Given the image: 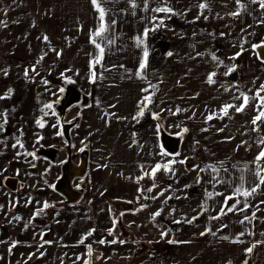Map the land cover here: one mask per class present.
Here are the masks:
<instances>
[{
	"label": "crops",
	"instance_id": "crops-1",
	"mask_svg": "<svg viewBox=\"0 0 264 264\" xmlns=\"http://www.w3.org/2000/svg\"><path fill=\"white\" fill-rule=\"evenodd\" d=\"M132 2L137 5L135 9ZM98 3L105 10L107 31L95 38L104 48L103 58L100 64L90 67L99 54L91 42L92 33L101 23L91 0H0V20L7 25H0V76L8 79H0V179L6 175L21 181L15 191L0 185V264L5 257L6 264H93L88 244H93L92 251L98 241L113 240L109 234L113 219L104 200L113 201L114 208L136 206V212L124 215V222L137 229L147 242L158 244L160 253L155 264H264V184L248 197L236 192L241 185L242 190L250 191L259 184L255 157L264 148L260 143L264 122L253 125L244 117L253 113L257 116L264 110L257 97L258 92L264 97L260 90L264 61L260 62L252 50L256 39L243 41L247 34L241 23L235 22L232 30L241 37L230 39V30L212 32L218 26L207 22L242 20L247 4L250 16L246 18L254 25L264 10L259 0H147V9L145 0ZM200 3H206L207 8L200 9ZM165 6L173 12L153 11ZM234 12L239 15H232ZM168 18L176 20L174 27L163 30V25H158ZM146 28L151 30L144 37ZM164 32L170 35L172 44L168 50L163 45V55L151 65L149 42L153 35L159 33L161 38ZM249 33L254 34L253 27ZM6 36H12L11 43ZM137 37L144 40L140 46ZM145 48L148 57L141 79L136 72ZM41 56L43 59L37 63ZM10 67L50 68L53 76L75 82L86 98L84 106L72 111L79 118L73 140L90 148L84 195L77 203L62 204L61 197L52 191L58 169L36 154L35 158L26 155L43 147L59 150L64 145L60 135L51 138L52 124L59 125L52 112L45 109L47 116L41 112L53 90L45 93L34 84L39 91H30L15 79L18 68ZM211 73H215L213 84L207 82ZM150 80L154 88L147 85ZM138 84L153 90L146 93L139 86L134 91ZM150 93H154L152 103L139 121L134 119L138 104ZM241 94L249 97L248 105L242 112L229 108V115L224 116L221 110L225 105L243 103ZM97 99H103L101 104L122 122L95 123L98 127L94 128L91 120L98 116ZM115 105L120 106L118 110H127V115L113 112ZM177 108L181 111L176 112ZM152 111L161 117L166 135L180 139L179 149L184 147L181 155L168 154L156 141L149 145L148 141L154 139L148 134L144 138L148 129L144 119ZM81 113L84 115L80 118ZM209 116L213 118L207 119ZM41 117L45 120L43 128L35 126ZM185 128L187 132H183ZM94 130H103V138L92 139ZM17 139L24 147L12 151ZM170 162L171 171H164L163 166ZM157 164L161 170L152 177L151 170ZM260 164L264 168V161ZM195 187L197 191L191 192ZM232 198L231 206L235 208L228 211L225 205ZM45 203L49 205L46 209ZM40 209L43 211L35 215ZM157 212L160 215L153 219ZM17 216L19 220L14 219ZM162 218L171 227L164 225ZM13 243L15 247H11ZM33 243L34 249L30 247ZM248 248L252 251L247 252ZM86 254L88 260L84 259Z\"/></svg>",
	"mask_w": 264,
	"mask_h": 264
},
{
	"label": "rangeland",
	"instance_id": "rangeland-1",
	"mask_svg": "<svg viewBox=\"0 0 264 264\" xmlns=\"http://www.w3.org/2000/svg\"><path fill=\"white\" fill-rule=\"evenodd\" d=\"M249 10L250 9L248 8V5L247 4H244L243 11L246 13V15H244V17H243L242 20H234V19L233 20H225V19H215L214 20V19H209V20H207V22H208V24H211L210 26H213V27L218 26V28L211 29L212 32H219V31H224V30H230V33H229V38L230 39H234V38L235 39H239L241 37V34H234L233 31H232L234 29L235 22H236V24H238V23L240 24L241 23L242 26H243L242 31L247 34V36H244L245 37V40H243L244 42H248V39L250 40L252 38V40L253 39H256V40H253V42H254L253 45H261V44H264V10H263V12H260L259 13L258 18L254 21V25H252V21L249 18H246V16H250ZM220 17L223 18L222 15ZM175 22H176V20H174L172 18L165 19L163 21V27H164L163 30H165L166 27L167 28L168 27H174L172 25ZM251 27H253L254 34H250V33L248 34V31L250 32ZM254 27L256 28L255 30H254ZM166 32H164L163 34H161V36H162L161 38L159 36V33L156 34V35H153L152 38H151V41L149 42V45H150V48H149V50H150L149 53L150 54L149 55H151V58H150V64L151 65L154 64V61L156 59H158L160 56L163 55V53H162V49L163 48L161 46L162 43L164 45L165 44L167 45V47H166L167 50L170 49V46H171L172 43H171V40L168 39V38H170V35L166 34ZM6 38H8L9 39V43H11L12 36H10V37L9 36H6ZM220 43H222L221 39H220ZM254 49L255 48L252 46V50L253 51H254ZM6 53L7 52L5 51L4 52V55ZM254 53L256 54L255 51H254ZM256 57H257V55H256ZM4 59L8 60L9 59V56L4 57ZM18 59H22V58H18ZM259 61L260 62H263L261 60H259ZM10 68H13V69L14 68H18V71H17L18 75L16 76V74H17L16 72H13L12 75L16 76L15 79H18L22 84L24 83L23 85H25L27 88H29L30 91H33V90L39 91V89L42 88V89H44V92L45 93H48V92H51V90H53V92L49 96V98H46V100L50 99V101H52V102L56 98V96L59 94V91H60L59 86L62 85V84H64V83H66L69 80L68 78H65V77L62 78V77L53 76L52 74H55V73L54 72H52V73L49 72V69L50 68H48V69H46L44 67H36V68L10 67ZM31 69H35L34 74H31ZM7 70H8V68H7ZM26 70L28 71V75L27 76H25V71ZM44 70H47V71L44 72ZM32 73H33V71H32ZM261 75H264V68H263V73H261ZM0 79H2V80H8L7 77H4V76H0ZM45 81L47 83H45ZM34 84L35 85H38L39 89ZM70 84H72V83H70ZM96 85H99L100 87H103L102 84H98L97 83ZM147 85L148 86H153L152 80H150ZM67 86H69V85H67ZM139 86H142L141 87V91H142V89H144L143 85L138 84L137 89L134 88V91L138 90V87ZM72 87H73V89H71V90H73L74 92L77 93V90L79 91V89L77 88L78 86L76 87V85L72 84ZM74 87H76L77 90L74 89ZM63 90H64V88H63ZM115 90H117V89H115ZM151 90H153V88ZM151 90H149V91H151ZM79 96H80V102L81 103H79L76 107H82L86 103V98H85L84 94H81ZM114 99L117 100V101H119L117 99V97H114ZM46 100L44 102H46ZM100 100H101V102H100ZM100 100H98V99L96 100L97 103H100L98 105V109H96V112L98 114L97 119L96 120H93V121L91 120V123L93 125L95 123H97V125H101L103 123L104 124L105 123L110 124V123H112V122H114L116 120H117V122H122V120H120L119 118H117V116L113 115V113L109 110V107L107 105L101 104V103L104 102V100L103 99H100ZM20 102L21 101H19V103ZM42 102L43 101H41V103ZM94 106H95V104H94ZM118 107H120V106H117V105L113 106L112 107V111L119 113V115L120 114L121 115L122 114L127 115V114H125V112L127 110H124L123 108H120V110H118ZM153 114H154L153 111L150 112L146 116V118L144 119V121H145L144 123L147 124L146 127L148 128L147 129V132H146V135L144 136V138L148 134L151 138L154 139V140L148 141V144L149 145L151 144V142H153V143H155V141L158 142L159 133H158V129H157V127L155 125L158 123L159 126H161L162 128L164 127L163 126V123H162V121L160 119L161 117L160 118L159 117L157 118V120H156L157 122H155V121H149L148 120V116H153ZM30 115L31 114H29V116ZM82 115H84V114L81 113L80 118H81ZM60 117L62 119H64V120L72 119L73 117H76L77 118V116H75L72 111H70L68 114H66L65 115V118H64V114H61ZM254 117H256V113L249 114V115H245L244 121H246L247 119L248 120H253ZM139 119H140V117H138L136 120L139 121ZM78 120H79V118H77V119H75V121H73V122H75V124L69 130L70 140H73L74 139V136L73 135L75 134V132H77V130H75V128H77V126L79 124ZM82 121H83V118H82L81 122ZM164 122L166 124L170 125V122L169 121L164 120ZM71 123L72 122L65 123L62 120V124H64V125L65 124H71ZM84 123H85V120H84ZM97 125H94L93 127L94 128H97L98 127ZM35 126L38 127V125L36 124V122H35ZM57 126L58 125H56V127H53V124H52V127L49 129L50 130V133H51L50 134L51 135V138H53L57 134V132H58V129H57L58 127ZM72 130H74V131H72ZM60 132H61V127H60ZM11 133L12 132L9 131V134L8 135H11ZM100 133L102 135H100ZM103 133H104L103 130H94V132L92 133L93 134L92 139H96L98 137L103 138ZM110 135H112V132L110 133ZM76 136H78V134ZM60 137H61L62 141H65L63 139L62 135ZM95 141L96 140H94L93 142H95ZM183 144L185 145V140L183 141ZM149 145L147 146L148 147L147 148L148 150H149V147H150ZM7 148L9 149V147H7ZM183 148H184L183 146L180 147L178 153H176L175 155H181L183 153L182 152L183 151ZM11 149H12V151L14 150V148H11ZM142 150H143V148H142ZM131 152H132L131 157H133V150ZM151 152L152 151L149 150V153H151ZM5 154H7V153H5ZM62 155H63V151L62 150H58V158L56 160V163L52 164V168L53 169H56V170L58 169V167H59L58 166V163H60V161L62 160V158H61ZM3 157H7V156L3 155ZM151 158H154V157H151ZM47 162L50 163L49 161H47ZM8 175H13V174L12 173H8ZM5 176H3V177H5ZM1 179H0V185L3 186V187H5V185L3 184V182H2ZM78 184H79V189H82V187H83L82 186V180L78 181ZM191 187H193V186H191ZM195 188H196V190H195ZM195 188H192V191L191 192L197 191L198 188L197 187H195ZM52 191H54V190L52 189ZM104 203H107V205H108V211H109V214H110L109 217H112V219H113V221H112V224L113 225L111 227L112 229H110L111 230L110 236L116 242L115 243H111V242H108L107 243L106 242L105 244L98 243L96 249L91 251L90 263L93 262V264H146L145 261L148 260L149 261L148 264H155L156 263V261H155L156 260V255H157V253L158 254L160 253V249L158 248V244L157 243L147 242V240L145 239V237L143 235H141L140 232L137 229H135L132 226L126 225L125 222H124L125 221L124 218H123L124 215L126 213H130V212L131 213H134V212H136V210H137L136 206L135 205H133L131 207H129V206H127V207H118L117 206V208H114L113 207V204H112L113 201L106 200V202H105V200H104ZM115 203H116L115 205H118L117 202H115ZM118 217H120V224H121L120 229H119V226H117V223H116V220L118 219ZM161 222L164 225H170L169 224V221L166 220V219H163L162 218L161 219ZM183 223H184V230H185L187 228V222L184 221ZM170 227H171V225H170ZM124 233L126 235H122ZM167 234H169V232ZM142 240H144L143 242H146V243H142L141 242ZM45 241L46 240H44V242ZM120 241H124V243H120ZM162 244H165V243H162ZM177 244L178 243H176L174 245H171V247L173 248ZM20 245H23V243H21ZM35 245L36 244L33 243L30 247L34 249L35 248ZM92 245H93L92 243H89L88 244V246H90V247H92ZM143 245H144V247H142ZM6 246H8V245H6ZM83 246H84V244H82V247ZM85 246H84V249L86 250V247ZM185 247H187V246H184L182 248H185ZM172 248H169V252H171V249ZM5 249H6V247H3L2 250H5ZM105 254H106V256H105ZM85 258L88 260V254H86L84 256V259ZM7 259H8L7 257H5L3 259V264H6ZM174 264H176V263H174Z\"/></svg>",
	"mask_w": 264,
	"mask_h": 264
},
{
	"label": "snow or ice",
	"instance_id": "snow-or-ice-1",
	"mask_svg": "<svg viewBox=\"0 0 264 264\" xmlns=\"http://www.w3.org/2000/svg\"><path fill=\"white\" fill-rule=\"evenodd\" d=\"M91 2L93 4V6L96 8V10L99 12V19H100L101 23H100L99 27L97 28V30L92 33L91 42L99 50V54L91 61L90 67H92V66H94L96 64H100V62H101V60L103 58L104 48L101 47V45L96 42V39L95 38L96 37H103V34L107 31V28H106V26L104 24L105 10L100 6V3H98V0H91ZM237 2H239V0H237ZM252 2L255 3L256 0H252ZM131 6H132L133 9H135L137 7L136 3H134V2H132ZM259 6H260V8L264 9V0H259ZM144 7H145V9H147V7H148L147 0H145ZM198 7L200 9H205V8H207V4L206 3H200L198 5ZM153 11H155L157 13H160V12L172 13L173 12V10L171 8L167 7V6H165V7H157L155 9H153ZM232 15L236 16V15H239V13L238 12H234V13H232ZM153 19H156V18L153 17ZM112 23L114 24L115 21H113ZM0 25L5 26V27L7 26L6 23L3 20H0ZM162 25H163V21L161 20L160 21V25H158V26H162ZM150 30L151 29H147V28L145 29L144 37H147L148 32ZM44 39H45V41H47V39H48L47 36H45ZM112 42L113 41H111V40L109 41V43H112ZM143 43H144L143 38L137 37V46H140ZM253 47L256 48V47H260V46L259 45H253ZM57 55H59V53ZM169 55H171V53H169ZM237 55H239V54H237ZM147 57H148V50H147V48H145L144 49V54H143V59L140 62L138 71L136 72V76L137 77H140L141 79L143 78L142 75H141V73L143 72V70L146 67ZM42 59H43V56H41L39 58V60L37 61V63H39L40 60H42ZM213 59L215 60L216 57L213 56ZM34 70L35 69H33V71ZM230 71H231V69H230ZM5 75H7V72H5ZM27 75H28V71L26 70L25 71V76H27ZM214 75H215V73L209 74L208 79H207V82L209 84H213L215 82L214 79H213ZM92 77H93V79L95 78V72L92 73ZM68 82L71 83L72 81L69 79ZM45 83H47V82L45 81ZM152 87L154 88L155 86H152ZM260 90L261 91H264V84H261L260 85ZM61 91H63V89H61ZM142 91L147 93L149 91V89L148 88H144V89H142ZM10 93H11V89H9V94ZM153 94L154 93H150L149 95H146L143 98V100L138 104L139 111L137 112L136 117H134V119H137L138 117H142L144 115V112L148 108V105L152 103V95ZM241 95L243 97V103L241 105H239V106L225 105L224 108L221 110L224 116H228L229 115V108H232V107H235V110L237 112H242L244 110V108L249 103V97L246 96V95H244V94H241ZM257 97L261 101V106L264 107V97L259 96V92L257 93ZM45 109L51 110V109H53V105L51 103H49V104L44 105V107L41 109V112L43 113V115L44 116H47V115H49V112L45 111ZM179 111H181V109L177 108L176 112H179ZM52 114L55 115V112L53 111ZM173 114H176V113H173ZM153 118L154 119L155 118H158V114H155L154 113L153 114ZM212 118H213L212 116H209L207 119L211 120ZM258 121L259 122H264V110L260 111L259 114L256 117L253 118L252 124L253 125H256ZM4 123H7V120H5ZM36 124L40 128L45 127V121L43 120L42 117L41 118H38L36 120ZM53 127H56V125H53ZM253 130H256V129H253ZM0 131H3V125H0ZM187 131L188 130L186 128L183 129V132H187ZM57 134L58 135H62L63 133L62 132H59ZM37 142H39V141H37ZM260 143L261 144H264V138L261 139ZM17 146H19L20 148H23L24 147L23 143H21V141L19 139H17L16 144H13L12 145L13 148H16ZM81 151H83V149H81ZM18 155H19V153H18ZM26 155H30V156H33L35 158V153H26ZM255 161L257 162V172H256V176L259 178V184H257L255 187H253L250 191L242 190L243 189V185H241L240 187H238L236 189V192L239 193V194H241L244 197H248V196L252 195L253 193H255L257 191V189L260 187V185L264 184V168H262L261 167V164H260L261 161H264V148H262L260 150L259 154L255 157ZM179 162L180 163H184L183 160H181ZM171 163H173V162H170L169 164L164 165L163 166V170L164 171H171V168H170V164ZM161 167H162L161 165L157 164L151 170L150 175L152 177H155L156 172L157 171H160L161 170ZM241 179H243V177H241ZM151 190H152L151 188L148 189V191H151ZM48 207H49V205L47 203H45L43 205V208L44 209H46ZM245 207H247V205H245ZM234 208H235V205H232L231 207L228 208V211H232ZM42 211H43V209H40L35 215H39L40 212H42ZM159 215H160L159 212L155 213L154 216H153V219H155V216H159ZM14 219L19 220L20 217L17 216ZM189 223H191V221H189ZM241 223H243V221H241ZM25 227H27V225H25ZM109 234H111V230H109ZM87 235L88 236H91L92 233L89 232ZM202 235H203V233H202ZM98 242L100 244H105L106 243L105 240H100ZM115 242H116L115 240L111 241V243H115ZM172 242L173 241H169V243H172ZM80 243H83V239L80 241ZM120 243H124V241H120ZM11 247H15V243H13V245ZM11 247L9 248V252H11ZM246 251L247 252H251L252 251V248H248ZM90 254H91V247L89 246V255ZM41 255H43V253H41ZM77 259H79V258H77ZM84 264H88V261H84Z\"/></svg>",
	"mask_w": 264,
	"mask_h": 264
},
{
	"label": "flooded vegetation",
	"instance_id": "flooded-vegetation-1",
	"mask_svg": "<svg viewBox=\"0 0 264 264\" xmlns=\"http://www.w3.org/2000/svg\"><path fill=\"white\" fill-rule=\"evenodd\" d=\"M163 45L164 44L162 43L161 46H163ZM71 83L72 84L74 83V85H76L75 82H73V81ZM72 84H70L67 81L66 83L60 85L59 86V88H60L59 94L56 96V98L53 100V102L48 100V104L51 103L53 105V109H51L50 111L55 112L54 117L56 118V121L59 124L58 125L59 128L61 127L60 115L64 114V118H65V115L68 114L70 111H73L75 108H77L76 106L78 104H73V105L69 106L64 112L62 111V108L65 106V104L67 102H73L75 100H80V97L76 94V92L71 90V89H73ZM67 85H69V86H67ZM76 87H77V85H76ZM63 88H64V90L61 91V89H63ZM45 100H46V98H45ZM75 119H77V118L73 117L72 119H68V120L62 119V120L65 123H70V122L75 121ZM148 120L157 122L156 121L157 118L154 119L153 116H148ZM155 126L157 127V129L159 128L158 123ZM162 142L167 146L171 144L169 138L167 136H165L164 133L162 134ZM63 144L64 145H62L61 148L59 149V150L63 151V155L61 157L62 160L60 161V163H58L59 173H58V176L56 177V179L53 180V182H52V189L54 190V192L56 194H58L61 197L62 202H63L62 204H66L65 203L66 199H70L72 197H75L73 190H71V188L70 189L68 188V186L66 184V180H68L71 176H74V178L72 180V187L74 189L80 190L79 184H78V181H80V180H82V186L84 187L83 182H84L86 175L88 174L90 148H89L88 144L81 142L78 145L75 143L74 140H70L69 148H68L67 144L65 143V141ZM44 149H46V148H44ZM81 149H83V151H81ZM56 150H57V157L56 158H58V149H56ZM35 154H36V152H35ZM38 158H44L45 159L46 157L39 156ZM84 158H87V160H88L87 172H86L85 176H83L81 178L76 177L80 173V169L77 167L82 163ZM49 177H50V174H46V178H49ZM9 178L10 179L15 178L17 180V187H18V185H20L21 181L19 180V178L15 177V176H12V177L6 176V177H3L1 179L6 188L11 184L10 181L8 180ZM55 186L57 187L56 189H55ZM17 187H16V189H17ZM81 190H82V195H84L83 189H81ZM141 242L145 243L143 241H141ZM142 247H144V245Z\"/></svg>",
	"mask_w": 264,
	"mask_h": 264
},
{
	"label": "water",
	"instance_id": "water-1",
	"mask_svg": "<svg viewBox=\"0 0 264 264\" xmlns=\"http://www.w3.org/2000/svg\"><path fill=\"white\" fill-rule=\"evenodd\" d=\"M260 47H256L255 48V52H256V55L258 57L259 60L261 61H264V44H261L259 45ZM74 89L77 90L76 87H74ZM78 96L81 95V91L77 90V93H76ZM80 97V96H79ZM81 103L80 100H75L73 102H67L65 104V106L62 108V111L64 112L69 106L73 105V104H79ZM60 122H61V132L63 133L62 134V137L63 139L65 140V143L67 144L68 148L70 146V137H69V130L70 128L75 124V122H72L71 124H62V118H60ZM158 133H159V138H158V142L161 146V148L163 150H165L168 154H171V155H174L178 152L179 150V144H180V139L179 138H174V137H171V136H168L166 135V133L164 132L163 128L159 126L158 128ZM165 134V136H167L171 142L170 145H165L163 142H162V134ZM36 155L37 157L39 156H43V157H46L45 159L48 160L51 164H54L56 163V160H57V150L55 148H42V149H38L36 151ZM87 158H84L82 163L77 167L80 169V173L76 176V177H83L85 176L86 172H87ZM74 176H71L68 180H66V184L68 186V188L71 190H73L74 194H75V197H72L70 199H66V203L68 204H74V203H77L81 197H82V190H77V189H74L72 188V180H73ZM10 181V185L7 187L10 191H15L16 190V187H17V180L15 178H9L8 179ZM20 187H21V184H20ZM57 187L55 186V189ZM234 201V199H229L225 205V209H227L228 207L231 206V203ZM116 223H117V226H119V229L121 227V224H120V217H118V219L116 220ZM122 235H126L125 233L122 234Z\"/></svg>",
	"mask_w": 264,
	"mask_h": 264
},
{
	"label": "trees",
	"instance_id": "trees-1",
	"mask_svg": "<svg viewBox=\"0 0 264 264\" xmlns=\"http://www.w3.org/2000/svg\"><path fill=\"white\" fill-rule=\"evenodd\" d=\"M191 166H194V164H192ZM188 167V164H186V168Z\"/></svg>",
	"mask_w": 264,
	"mask_h": 264
}]
</instances>
